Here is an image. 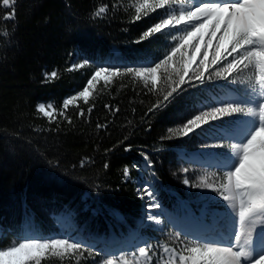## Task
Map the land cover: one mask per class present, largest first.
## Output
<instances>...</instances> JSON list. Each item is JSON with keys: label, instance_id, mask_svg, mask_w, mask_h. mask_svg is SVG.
Returning <instances> with one entry per match:
<instances>
[{"label": "trees", "instance_id": "trees-1", "mask_svg": "<svg viewBox=\"0 0 264 264\" xmlns=\"http://www.w3.org/2000/svg\"><path fill=\"white\" fill-rule=\"evenodd\" d=\"M105 3L109 11L94 18ZM13 7L15 17L4 19L10 9L0 0V247L25 228L46 231L53 214L65 206L89 236L126 233L140 214L134 166L144 153L161 183L181 191L175 147L194 148L190 139L196 137L168 130L198 112L197 88L185 85L166 106L150 111L167 88L161 69L155 88L131 75L114 78L108 86L101 81L88 103L81 99L78 107L66 110L71 124L56 114L50 121L37 105L50 102L60 112L65 98L86 86L92 71L73 68L76 61L133 66L167 50L170 35L141 41L162 10L134 21L131 0H16ZM53 70L57 78L44 82L45 73ZM98 123L107 128L98 129ZM125 166L130 178L123 175ZM83 258L53 257L41 264H93L100 253L86 252Z\"/></svg>", "mask_w": 264, "mask_h": 264}, {"label": "snow or ice", "instance_id": "snow-or-ice-1", "mask_svg": "<svg viewBox=\"0 0 264 264\" xmlns=\"http://www.w3.org/2000/svg\"><path fill=\"white\" fill-rule=\"evenodd\" d=\"M15 3L16 0H2L3 6L10 9L4 19L15 17ZM174 5L175 0H136L135 4L134 21H140L158 10L166 11V15L141 35V41L161 34L171 36L169 51L162 58L147 65H98L87 85L79 93L63 101L62 111L57 112L51 103H39L37 111L50 121L56 114L71 124L66 110L69 106L78 107L77 102L81 99L88 103L93 90L101 81L108 86L114 78L131 75L142 80L145 87L155 88L161 80V69L164 70L167 88L162 100L150 111L166 106L184 90L185 85H202L206 79L212 80L213 74L216 77L223 76L231 84H246L243 98L222 101L226 105L223 107L209 105V111L200 108L199 114L189 117L182 127L168 130L169 133L181 137L191 138L192 135H197L214 141L228 138L219 133L221 126L212 123L214 121L241 113L256 122L246 138L231 145L233 159L226 168L221 169V177L214 180L204 177L190 184L187 177L189 168L181 169L186 174L183 180L185 186L216 193L215 197L203 192L201 196L210 200L221 198L233 216L238 217L233 225L230 242L201 241L197 236L181 240V234L188 238L190 233L185 225H178L176 239L180 241V249L164 246L162 252L171 254L170 260L164 264H264V251L259 255L256 251L257 237L264 240V0H197L195 7L181 10L178 14L167 11ZM112 7L115 8L116 4H112ZM108 11L109 5L105 3L94 12V18H103ZM84 63L88 61L85 60ZM79 67H83V64ZM252 71L256 73L254 80L239 79L245 72ZM189 73L192 75L189 76ZM173 74L176 79L172 78ZM57 75L55 70L45 73L44 82H50ZM92 107L88 109V115L91 114ZM104 107L119 111V108L112 109L108 104ZM79 115L85 116L83 109H80ZM97 128L106 129L107 124L98 123ZM205 146L223 147L219 143ZM125 150L131 151L132 146L127 145ZM144 158L148 168L152 169L153 163L148 160L147 153H144ZM104 166L107 168L108 164L105 163ZM123 175L125 178L131 176V170L127 166ZM156 191L149 183H143L137 189L140 198L147 200L144 219L163 232L164 212ZM169 222L176 224L170 218ZM257 224L260 228L254 238ZM221 243H227L228 246H220ZM90 249L94 250V245L84 240H74L70 236L25 238L0 250V264H41L42 260L50 257L71 258L76 255L83 256L86 252L91 256L93 251ZM130 254L133 260L120 253L103 258L100 264H134V261L139 264V258L151 261L156 252L151 242L145 241Z\"/></svg>", "mask_w": 264, "mask_h": 264}, {"label": "rangeland", "instance_id": "rangeland-1", "mask_svg": "<svg viewBox=\"0 0 264 264\" xmlns=\"http://www.w3.org/2000/svg\"><path fill=\"white\" fill-rule=\"evenodd\" d=\"M131 3L136 4V0H131ZM197 4V0H175V5L172 9L167 10L170 12L177 13L181 10H188L190 8L195 7ZM162 16L166 15V11L162 10L161 12ZM171 46V44H170ZM170 48V47H169ZM169 49L159 53V55L156 58H151L148 61H145L143 63H138L136 65H147L151 64L154 61H158L160 58H162ZM75 62V61H74ZM85 61H76L73 64V68H80L81 70H84L83 67H87L91 69V74L88 77L87 81L90 79L91 75L94 74L96 68L98 65H105L104 63H84ZM83 64V67H79V65ZM219 67V66H217ZM84 72V71H83ZM192 74L189 73V76ZM235 75V74H234ZM255 71L252 72H245L239 79L248 81V80H254L255 79ZM207 76V73H206ZM187 79V78H186ZM87 85V82H86ZM197 88V92L201 93L202 98L200 101L197 103L198 107V112L196 111L195 114H199V109L203 108L205 111H209L210 107L209 105H215V106H226L222 101H230V100H237L243 98V93L246 88V84H241V83H236V84H231L229 80H225L223 76L216 77L213 74V79L212 80H205L204 84H197L194 86L192 89ZM201 89V90H200ZM81 91V90H80ZM208 92H210V95H208ZM78 92L68 95L65 99L72 97L73 95H76ZM41 103H50V102H41ZM52 104V103H51ZM243 107V105H241ZM185 123V122H184ZM216 125H220L221 128H219V133L225 137V139H219V140H206V138L197 136L198 140L197 143H195L196 147H198L196 150H189L186 149V147H182L180 151V156L181 158L176 155L174 159L176 160V166H174L176 170V175L180 179L181 183V190L183 191L180 192L179 190L177 191L178 194L186 197L181 198L180 202H176L174 200H171L169 202V206L175 207L171 208L173 210H169V213H166L164 211V219H165V225L164 231L161 232L158 230V227L154 224H152L149 221H144L142 226H140V233L144 234L147 232V228L149 229H155L156 230V235L153 236L152 238H148L146 233L145 236H139L138 239H140L138 242L134 240L125 241L124 246L121 248H116L113 251V247L107 248V245H101L100 247L97 246V243L95 242L94 239L87 238L82 234L80 230H78L77 226L72 222L71 218L69 217V214L67 211H64L56 216V221L58 225V230H53L49 233L43 234V233H36L31 230H24L22 234H15L11 237V244L6 246V247H0V250H4L5 248L9 246H13L14 242H20L21 240L25 238H34V237H63V236H70L74 240H84L89 244L94 245V248L96 250L100 249L101 257L97 261V263L93 264H100L101 260L103 258H107L109 255L112 254H120L123 253L127 256L128 259L133 260V256L130 254L131 252H135L137 247L139 245H142L145 241H150L151 244L153 245V249L156 252V255L152 257L151 261L145 259V258H139V264H157L159 261L160 264H164L165 261L170 260V253H163L162 248L164 246L168 247L169 249L171 248H176L177 250L180 249L181 244L180 241L176 239V234L177 230L173 227V223L169 222V218L172 219V217H180V218H192L194 214L192 213L193 210L198 211L199 213H202L204 210V205L206 203H209L208 200L210 199H205L204 197L201 196V193H205L206 195H210L215 197L216 193L211 192L210 190L207 189H197V188H190L188 186H185L183 184V180L185 179V175L181 169L182 168H189V173L187 174V177L189 179V183H196L197 181L201 180L204 177H208L211 180L216 179L217 177H221L223 173L221 172L222 168H226L229 164V161L233 159L232 157V144H236L237 142L243 140L244 138L247 137V135L250 133L252 128L255 127L256 122L251 118L246 116L245 114L241 113H236L233 114L231 117H223L221 120H217L212 122ZM183 123L181 124L182 127ZM194 138L190 139V142H193ZM210 143H219L223 145V147L220 148H211V147H206V144ZM200 153V154H199ZM212 154V160L208 161L205 160L206 155L209 157ZM217 154H223V155H217ZM207 157V158H208ZM153 173V172H152ZM151 172H146L145 169L143 170L142 174H139L141 177V180L138 179V184L136 186V189L140 188L143 183H149L154 186V188L157 190L156 194L162 202V195H163V190L157 185L158 183L155 180L154 175ZM170 193V192H168ZM172 194V193H170ZM140 197V196H139ZM167 198V195H166ZM141 199V198H140ZM187 199V200H186ZM219 202L221 204V198H218ZM143 203V209L146 212V199H141ZM224 205H218V208H225L227 211V214L229 215L230 213V208L226 206V202L222 200ZM166 204V203H165ZM166 206H168L166 204ZM168 206V208H169ZM207 206H212L211 204H208ZM223 206V207H222ZM190 207V210L188 208ZM174 216H173V215ZM227 215V216H228ZM258 228H260V225H256V229L253 233V236L256 234ZM0 234H2V230L0 229ZM181 240H187L182 234L180 237ZM196 242V241H193ZM104 252H102V251ZM138 255V253H137ZM149 255L151 256L152 253L150 252ZM53 257H50L48 259H52ZM74 258L79 262V261H84L83 256L76 255ZM87 258V257H86ZM47 260V259H46ZM45 260H42V262ZM87 264H90L87 262ZM134 264L136 262L134 261ZM178 264V262H177Z\"/></svg>", "mask_w": 264, "mask_h": 264}, {"label": "bare ground", "instance_id": "bare-ground-1", "mask_svg": "<svg viewBox=\"0 0 264 264\" xmlns=\"http://www.w3.org/2000/svg\"><path fill=\"white\" fill-rule=\"evenodd\" d=\"M187 227V225H185Z\"/></svg>", "mask_w": 264, "mask_h": 264}]
</instances>
